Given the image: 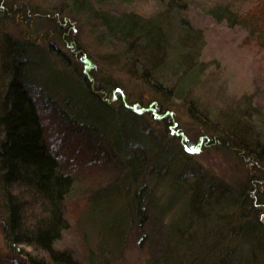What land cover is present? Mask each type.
I'll list each match as a JSON object with an SVG mask.
<instances>
[{"label":"rangeland","instance_id":"obj_1","mask_svg":"<svg viewBox=\"0 0 264 264\" xmlns=\"http://www.w3.org/2000/svg\"><path fill=\"white\" fill-rule=\"evenodd\" d=\"M70 2L0 0V100L8 82L2 69L6 39L29 43V56L38 62L35 77L43 88L41 100L54 103L52 106L43 105L42 110L50 147L70 152L71 155L74 153L76 163L85 166L86 161L81 157L87 155L88 151L84 145H80L82 138L69 131L59 112H64L68 116L65 120L73 126L71 120L80 119V108L87 110L93 118L99 111L107 126H122L126 133L133 134V139L126 140L128 154L121 156L127 163L138 160L143 166L141 169L139 167V172L147 171L160 151H169L170 156H178L181 161L183 139L196 141L203 135L204 142L200 147L190 146V160H182L184 164L192 163L188 168L195 166L207 188L210 181L228 185L236 193H249V188L250 191L254 188L255 195L258 191L264 195V171H261L260 165L235 147L224 146L219 141L213 143L205 138L212 134L214 128H239L248 132L249 137L252 133L253 139L258 128L264 135V47L255 38L249 37L239 26L232 27L225 21L214 20L201 6L192 3L181 14L174 11L172 20L163 23L166 44L171 45L166 51L165 61L160 51L152 54L138 42L131 43L118 56L113 54L117 50L120 52L119 48L104 37L99 24L86 12L79 14L73 11ZM107 5L114 10H134L142 18L158 10L154 0H137L127 6L120 2ZM180 15L187 20L185 25L199 37L189 36L195 42L192 46L195 52L193 64L188 63L190 57L186 50L190 40L184 39L186 34L179 21ZM81 51L90 57L94 66L90 90L93 95H102L99 91H103L110 111L98 103L81 83V76L84 75L78 57ZM182 60L183 66L176 65ZM192 69L199 74V79L187 85L184 100L161 97L140 78L141 73L146 74L150 80L154 79L171 90L176 89L179 79ZM190 74L188 79L192 77ZM103 83L106 88H103ZM115 85L124 90L128 102L138 101L145 107L155 100L160 103L157 113L163 114L168 110L169 114L164 119H158L157 115L150 116L147 111L136 112L139 110L127 107L125 102L123 105V102L105 94ZM190 103L195 104L200 114L208 117L207 124L212 126L211 129L189 114ZM82 123L88 124L85 121ZM101 126L105 128V125ZM102 127L93 129L98 134L104 133L99 136L102 139L112 140ZM67 136L69 140L57 143L58 139ZM62 155L65 157L66 154L62 152ZM76 155L81 156L80 160ZM183 163L180 165L186 166ZM100 173L94 170L90 178L94 175L99 177ZM174 176L171 174L163 179L150 177L152 184L148 189L146 205L142 206V213L135 216L137 200L133 193L137 187L131 182L125 184L122 191H114L98 201L84 195L68 201L70 227L56 245L69 248L83 264H154L167 257L172 261L182 257L188 260L192 253L204 248L207 243L211 244L206 233L221 230L222 225L215 217L197 219V215L192 214L195 205L190 200H194L193 196L176 189ZM108 178H111L110 174L105 172L101 180L107 182ZM214 194L220 202L210 203L206 208L220 210L224 199ZM174 223H179L181 227L182 224L192 223L193 234L185 232L184 238L177 240L178 237L171 236L173 229H170ZM220 242L223 244V241ZM24 262V258L12 252L6 244L0 226V264Z\"/></svg>","mask_w":264,"mask_h":264},{"label":"trees","instance_id":"obj_2","mask_svg":"<svg viewBox=\"0 0 264 264\" xmlns=\"http://www.w3.org/2000/svg\"><path fill=\"white\" fill-rule=\"evenodd\" d=\"M70 1L73 11L79 14L86 12L99 24V29L104 31V37L119 48L120 52L117 50L113 55H122V50L131 43L138 42L152 54L160 51L164 54L165 61L166 51L171 48V45L166 44L163 23L165 20L169 19L168 22L172 20L174 11L181 14L188 4L192 3L201 6L216 21H225L229 26L241 27L249 37L255 38L264 47V0H154L158 10L145 18L134 10H114L107 5L120 2L127 6L137 0ZM179 19L183 32L186 34L184 39L190 40L186 51L190 57L188 63H191L195 54L192 48L195 42L189 36L198 39L199 37L185 25L187 20L184 16L180 15ZM5 45L6 48L2 51V69L6 72L8 82L0 100V226L6 244L12 252L24 258L25 264H83L69 248L56 245L70 227L67 218L68 201L82 195L90 200L98 201L101 198H107L114 191H122L123 186L131 182L137 187L133 193L137 200L136 213L132 214L135 216L141 214L142 206L146 205L147 197H149L148 189L152 184L150 177L163 179L171 174L175 175L173 185L176 189L183 191L184 194L188 192L192 194L194 200L190 202L195 205L192 208V214H196L197 219L215 217L221 223L222 229H216L214 233H206L211 244L207 243L202 249L196 245L200 250L192 253L191 257L188 256V260L182 257L183 259L174 258L172 261L170 257H167L168 259H161V262L154 264H165V262L170 264H264V195L261 191L255 195L256 189L252 188L250 191L249 188V193L247 191L236 193L228 185L210 181H208L210 187L207 188L202 174L200 175L195 166H192L194 169L188 168L192 163H183V160H190L189 154L192 149L190 146L200 147L204 142L203 135L196 141L183 139L182 162L178 156H170L169 151L164 153L160 151L147 171L144 169L145 172L144 170L139 172V167L141 169L143 166L138 160L135 163H127L121 156L128 154L126 140L133 139L132 133L128 131L126 133L122 126H107L106 122L102 121L99 111L93 118L87 110L80 108L78 111L80 119L71 120L73 126L66 121L68 116L60 111L66 127L72 134H78L82 138L80 145H84L88 151V154L82 157L76 155L78 159L81 157L85 160L86 165L76 163L74 153L71 155L70 152L50 147L46 139V125L42 117L43 105L52 106L54 103L45 99L41 100L40 93L43 88L35 77L38 62L29 56V43L7 38ZM78 57L84 70V75L80 79L81 83L86 91L92 94L89 87L90 81L94 79L92 60L84 51H81ZM177 64L183 66L184 60ZM193 69L196 70V68ZM193 69L191 74L185 70L184 76L176 83V89L171 90L154 79L150 80L146 74L141 73L140 78L161 94V97L184 100L189 84L192 85L199 79V74ZM189 74L192 76L190 79H188ZM102 85L106 88V84ZM101 87L100 85L99 88ZM99 92L102 95L92 94L93 97L110 111L103 97V91ZM105 94L123 102V105L125 102L127 107L139 110L136 112L147 111L150 116L157 115L158 119H164L166 114H169L168 110H165L163 114L157 113L160 103L155 100H151L145 107L138 101L128 102L127 95L119 85L112 86ZM73 104L78 106V103L73 102ZM196 109L194 103L189 104V114L211 129L212 126L207 124L208 117L200 114V110ZM83 121L88 124L84 125ZM100 122L105 125V128ZM89 125L93 128L102 127L103 131L111 135L112 140L106 141L105 137L102 139L99 136L104 133H96V130ZM257 130L255 139L252 133L249 137L248 132L241 131L239 128L221 130L214 128L212 134L205 138L213 143L219 141L224 146L237 148L243 154L250 156L254 163L261 166V171H264V135L261 130L258 128ZM66 139L68 136L58 139L57 143L67 141ZM62 152L66 154L65 157ZM96 159L99 160L95 161ZM186 168L190 171H186ZM94 170L103 172L99 177L94 175L90 178V173ZM184 170L188 177L182 176ZM105 172H109L111 178H108L107 182H102ZM129 189L131 190L130 187ZM214 193L224 199L220 210L206 208L210 203L220 202L216 200ZM144 208L147 209V206ZM178 224L174 223L170 229H173V235L170 234L172 237H178V240L184 238L185 232L193 234L192 223L182 224V227ZM206 255L207 258H204Z\"/></svg>","mask_w":264,"mask_h":264}]
</instances>
